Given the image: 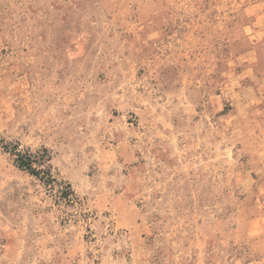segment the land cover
Listing matches in <instances>:
<instances>
[{
    "label": "rangeland",
    "instance_id": "1",
    "mask_svg": "<svg viewBox=\"0 0 264 264\" xmlns=\"http://www.w3.org/2000/svg\"><path fill=\"white\" fill-rule=\"evenodd\" d=\"M0 264H264V0H0Z\"/></svg>",
    "mask_w": 264,
    "mask_h": 264
},
{
    "label": "trees",
    "instance_id": "2",
    "mask_svg": "<svg viewBox=\"0 0 264 264\" xmlns=\"http://www.w3.org/2000/svg\"><path fill=\"white\" fill-rule=\"evenodd\" d=\"M17 162H18L19 167L26 168V169L32 171L30 169V158L28 156H18Z\"/></svg>",
    "mask_w": 264,
    "mask_h": 264
}]
</instances>
